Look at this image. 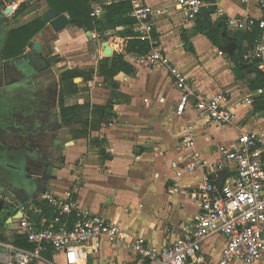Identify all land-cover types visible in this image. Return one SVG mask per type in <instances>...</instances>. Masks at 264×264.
<instances>
[{
  "label": "crops",
  "instance_id": "1",
  "mask_svg": "<svg viewBox=\"0 0 264 264\" xmlns=\"http://www.w3.org/2000/svg\"><path fill=\"white\" fill-rule=\"evenodd\" d=\"M140 1L154 10L152 36L156 39L155 46L187 75L197 96L210 98L217 93L226 94V105L234 112V120L228 124L212 122L195 108L194 99L189 100L182 115H177L175 110L181 91L168 70L142 62L134 54H125V60L135 66V71L130 74L119 72L114 77L116 88L113 89L98 74L99 61L107 46H96L94 50L86 46L90 40L88 34L94 36L96 31L88 32L70 24L56 32L49 26L48 41L55 49L53 55L68 58L65 64L69 70H95L89 81L82 76L76 77L79 78V82L74 80L78 92L74 94H63L70 83L63 82L56 73L61 105L63 102L66 105L112 102L116 114L109 123L93 116L89 138H75L67 132V127H63L61 134L65 139L61 138V147L53 148V152L55 158L62 156L64 161L57 165L60 169L53 172L57 178L50 182L49 189L59 195L73 189L84 209L120 224L126 233V242L142 237L151 245L165 247L182 234V224L189 222L199 208L188 192L202 182L204 169L177 176L171 167L173 161L183 164L187 159L189 150L181 144L183 127L194 126L198 147L211 162L219 157L218 148L233 144L242 131L264 128L258 118L264 112V93H257L258 89L264 90L259 78L264 74L251 58L253 41L245 38L251 32L241 31L227 22L231 17L262 18L264 6L262 0H215L196 20L190 21L183 17L177 0ZM201 28L205 30L201 31ZM208 28L220 29L219 43L211 41ZM116 30L135 32L134 25ZM253 32H257L255 37L263 35L259 28ZM112 40L107 43L111 48L110 55L125 53L123 34ZM230 42L236 44L234 55L225 51L220 54V45ZM44 46L42 43V51ZM250 67L252 72H248ZM251 95L254 101L247 104L246 99ZM93 139L106 140L103 146L106 157L101 156L100 147L92 143ZM228 176L227 170L225 181ZM171 186H178L180 191H169ZM14 234H18L16 230L0 231V243L14 244ZM225 242L220 234L203 242L202 251L207 261H215L221 256ZM125 243H113L105 238L100 249L90 256L89 263L142 264L143 259L129 252ZM3 250L0 247V252ZM54 263H64L62 253H52L51 262L43 260L31 264ZM236 264L243 263L236 261ZM253 264H264V256Z\"/></svg>",
  "mask_w": 264,
  "mask_h": 264
},
{
  "label": "built area",
  "instance_id": "2",
  "mask_svg": "<svg viewBox=\"0 0 264 264\" xmlns=\"http://www.w3.org/2000/svg\"><path fill=\"white\" fill-rule=\"evenodd\" d=\"M23 1L11 0L7 7L13 13ZM131 1L133 7L130 14L136 19L135 32L153 45L151 51L139 56V59L168 70L181 91L175 113L182 115L189 100L194 99L195 108L212 122L232 123L235 115L226 105L227 95L217 93L210 98L197 96L187 75L161 48L155 46L156 39L152 36L155 28L153 8L140 0ZM106 3L93 1L91 16L100 18ZM211 4L206 0H177L183 17L190 21L196 20L203 9ZM261 5L264 6V0ZM227 22L241 31L252 32L256 28L263 31L261 37L257 36L253 40L251 58L257 69L264 74V17H231ZM257 93L261 95L264 90L258 89ZM253 101L252 95L246 99L247 104ZM258 118L264 123V112ZM182 131L181 144L189 152L183 164L173 161L172 169L177 176L201 169H204V174L202 182L188 192L198 202L199 208L189 222L182 224V234L173 243L156 247L142 237L126 242L122 226L84 209L73 189L65 190L62 195L48 190L41 193L37 201L25 203L19 208L21 215L12 228L24 235L31 247L0 243L5 249L1 252L0 261L4 264L49 261L44 257V252L51 249L52 253H62L63 264H90V256L100 249L105 238L113 243L126 242L127 250L141 257L142 264H236V261L253 264L263 258L264 128L242 131L233 144L218 148L219 157L212 162L198 147L194 126L187 124ZM225 169L229 176L222 188L218 189L211 175ZM169 191L179 192L180 188L171 186ZM216 234L222 235L226 242L221 256L209 262L202 251V245Z\"/></svg>",
  "mask_w": 264,
  "mask_h": 264
},
{
  "label": "flooded vegetation",
  "instance_id": "3",
  "mask_svg": "<svg viewBox=\"0 0 264 264\" xmlns=\"http://www.w3.org/2000/svg\"><path fill=\"white\" fill-rule=\"evenodd\" d=\"M5 7L7 1L0 0V197L10 196L5 189L9 176L19 174L26 178L30 184L27 190H9L17 208L21 205L19 198L28 203L42 193L41 181L32 180L33 176L63 163L62 156L55 158L53 147H61L57 133L64 125L59 114L61 91L52 67L56 63L51 55L43 52L44 56H38L29 48L17 57L27 54L19 65L15 64L17 58L5 57L11 23L3 15ZM17 214L10 215L9 224L15 226ZM4 230L1 224L0 231Z\"/></svg>",
  "mask_w": 264,
  "mask_h": 264
},
{
  "label": "trees",
  "instance_id": "4",
  "mask_svg": "<svg viewBox=\"0 0 264 264\" xmlns=\"http://www.w3.org/2000/svg\"><path fill=\"white\" fill-rule=\"evenodd\" d=\"M50 9H56L60 13L68 14L73 19V25L97 33L104 32L105 30H116L119 28L128 29L135 23L136 19L131 16L133 3L131 0H46ZM93 1H106L104 6V14L100 18L91 16ZM25 7V4L23 5ZM47 25V22L42 16L36 17L31 21L19 25L9 30L8 42L5 50V57L9 59L17 58L25 52L28 44L33 38L38 35ZM201 31L205 29L201 28ZM220 29L208 28L207 34L211 41L215 44L218 42V34ZM257 32L247 33L245 38L250 42L253 41ZM125 38L124 50L125 53L114 52L112 55L105 56L99 61L98 74L109 82L113 89L116 88L114 77L119 72L133 73L135 66L125 60V54H134L137 56L146 55L151 51L153 45L146 38H141L133 31L123 33ZM238 69H240L238 67ZM95 73L94 69L80 70L74 68L64 73L61 76L63 82L68 81L70 87L63 91L64 93H76L78 87L74 83V78L84 77L86 81L93 78ZM238 75V74H237ZM261 85L264 86V77L259 76ZM60 115L62 123L65 127L69 128L70 132L75 138H89L90 136V119L97 116L99 121L104 123L111 122L116 118L114 113V105L112 102L106 105H92L89 102L77 105H66L64 102L61 105ZM93 144L100 147V154L106 157L103 148L106 140L93 139ZM2 239V237H1ZM13 242L17 246L31 247L26 237L22 234H14ZM44 257L49 261L52 260V250L48 249L44 252Z\"/></svg>",
  "mask_w": 264,
  "mask_h": 264
},
{
  "label": "water",
  "instance_id": "5",
  "mask_svg": "<svg viewBox=\"0 0 264 264\" xmlns=\"http://www.w3.org/2000/svg\"><path fill=\"white\" fill-rule=\"evenodd\" d=\"M207 2H214L215 0H206ZM12 13V9L11 8H7L5 7L3 10V15H9ZM43 19L50 24V26L54 29V31L59 32L61 30H63L65 27H67L68 25L73 23V19L70 18L67 14L64 13H60L58 10L53 9L50 10L48 12H46L45 14H43ZM7 20H9L7 18ZM86 31H88L87 29H85ZM89 32V31H88ZM106 44V49H105V54L106 56H109L111 53V48ZM42 47V43L39 40L34 41L33 43H31L29 45V48L32 50V52H36L38 54V56H44L43 55V51L41 50ZM236 48V44L234 42H230L227 45H220V49L222 51L228 52L230 55H234V50ZM27 56V54L22 55L21 57L17 58L15 60V64L19 65L21 63H23V57ZM3 56H1L2 58ZM53 69L56 71V73L58 75H61L65 72H67L70 67L68 66V64L65 65H61L58 66L56 64H54ZM252 68L250 67L248 69V72H252ZM77 79L79 78H75L74 80L77 81ZM57 120L58 117H57ZM59 127H62V124L59 123ZM51 157V155H50ZM48 164V163H47ZM59 167H55V166H49L47 170H45L44 174L41 175H37L36 177L33 176L32 180H36L39 179L41 181V191L42 193L45 191L50 190L49 189V184L51 181L55 180L57 178V176H55L53 174V172ZM60 169V168H59ZM227 174V170H222L219 173V177L215 180V184L218 187V189H221L224 181H225V176ZM217 175L216 174H212L211 178L214 179ZM26 178L22 177L21 175H13V176H9L6 179L5 182V189L7 190V193L10 195L7 199H2L0 197V202H3V205L0 206V225L3 224V228L7 231L12 230L13 228V223L9 224L10 220H12V218H10V215L12 213L17 212V218L20 217L21 214H19V208L26 203L25 199H21V205H19L17 208H14V200H13V195L10 193L9 190L16 192L17 190H27L30 187V184L28 182V180H25ZM4 218H7L6 221H3Z\"/></svg>",
  "mask_w": 264,
  "mask_h": 264
},
{
  "label": "rangeland",
  "instance_id": "6",
  "mask_svg": "<svg viewBox=\"0 0 264 264\" xmlns=\"http://www.w3.org/2000/svg\"><path fill=\"white\" fill-rule=\"evenodd\" d=\"M10 2H11V0H7V4H10ZM24 4H25V7L23 6ZM50 10H51L50 6L48 5L46 0H24L18 6V9L15 12H13L9 15H6V17L9 20H11L10 27L15 28L24 22L27 23V21H31L32 19H34L36 17L43 16V14H45L46 12H48ZM49 26H50V24L47 23L45 28L38 35H36L33 38V40H40L41 39L40 40L41 43H43L45 45L44 46L45 49L43 50V52L50 54L53 61L56 63V65H63L65 63H68V61H69L68 58H66L64 56L61 57L60 55H53V53L55 52V49L52 48V46H50L49 41H48ZM50 33H52V32H50ZM93 34H94L95 38H93L94 36H91L90 34H88V37L90 40H88L86 42L87 43L86 46H88V48L90 50H94L96 48V46H98V48L105 47V45H106L105 43H108L109 41H111L112 37L114 38L116 36H120L121 34H123V32L118 31V30H105L104 32H101L100 34L99 33H93ZM33 40H31V42L28 44L26 50L29 49V45L33 42ZM112 42H114V41L112 40ZM105 56H106V54H105V50H104V57ZM98 57H99V54H98ZM82 60L85 61L86 58H84V56H83ZM77 82H79V81H77ZM96 125L97 124H95V126ZM34 127L35 126L32 125L31 128H34ZM67 132H70L69 128H67ZM57 135L61 136L62 139H65L63 136L64 134H61V131L58 132ZM53 148L55 150V147H53ZM2 239H4V238H2ZM0 255H1V252H0ZM0 264H3V262L0 261Z\"/></svg>",
  "mask_w": 264,
  "mask_h": 264
}]
</instances>
